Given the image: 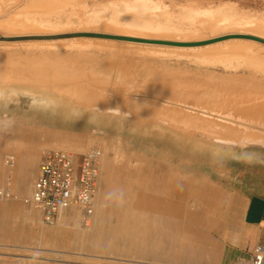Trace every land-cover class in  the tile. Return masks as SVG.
I'll list each match as a JSON object with an SVG mask.
<instances>
[{
    "label": "rangeland",
    "instance_id": "obj_1",
    "mask_svg": "<svg viewBox=\"0 0 264 264\" xmlns=\"http://www.w3.org/2000/svg\"><path fill=\"white\" fill-rule=\"evenodd\" d=\"M170 1L164 0L163 6L177 14L180 7H175V3ZM223 2L235 4L229 9L237 16L263 21V26L259 24L264 28V0H222L219 3L214 0L211 7L218 9ZM203 5L207 6L205 3ZM167 8L163 10H169ZM111 13L107 12L106 15L110 16ZM67 19L74 25L64 26L62 32L60 29L36 32L39 35L27 40L45 43L89 38L103 40L105 45L111 42H130L133 45L130 46L138 47V50L156 49L157 46L175 50L243 39L255 45L253 48L256 54L262 52L257 55H264L263 39L245 33L233 35L236 29L228 30L227 33L220 30L204 31L201 37L198 35L202 39L193 36L196 40H192L190 34L188 38V35H180L184 39L179 37L175 42L150 41L114 35L94 25L81 29L78 26L81 22L72 14L62 16V23H66ZM22 40L27 41L25 38ZM95 46L85 49L86 53L83 50L79 58L72 56V60L80 59V64L86 62L88 66L106 71L116 65L134 66L144 75L152 73L156 79L165 74L208 85L221 86L236 82L244 87H264V73L253 69L247 62L242 63L243 60H238L241 58H232L229 60L231 63L228 61L223 66L221 61L209 64L179 52H174L172 56V50L170 54L167 52L171 57L165 53V58L164 53V56L138 55L121 45H117L119 48L115 46L117 49H110L109 45L106 48L102 45L101 49ZM163 48L157 49L166 50ZM108 49L115 51L108 52ZM100 50L107 51L101 53ZM126 51L132 54L130 58ZM118 52L121 55L118 54L119 57ZM109 53L115 55L112 54L110 58ZM97 56L99 58L95 60ZM117 57L125 61L124 65L117 62ZM151 62L154 64L151 65ZM236 62H241L243 66L239 63L237 67ZM119 124L110 120L98 121L88 114L72 115L42 108L31 104L24 94L0 98V150L6 154L7 150L2 148L6 144L8 149L14 146L22 162L27 161L30 152L38 153L30 190L46 152L63 150L80 155L93 148L101 151L93 208L86 218L78 209L67 207L61 210L54 223H44L40 211L23 202L29 195H21L13 190V187L6 184L9 178L6 176L5 187L0 188L9 191L10 197L0 202V264H251L249 257L242 256L234 246L240 241L241 234L246 232L241 225L246 199L264 196V156L247 150L239 153L221 150L218 155L216 151L207 150L209 148H199V145L175 137L171 139L159 130L143 131L142 128L124 124L125 128L122 123L121 128H124L121 129ZM10 156L13 157L14 167L9 172H13L11 169L14 168V180L18 181V157L14 153ZM4 157H0L1 172ZM97 197L100 198L98 202Z\"/></svg>",
    "mask_w": 264,
    "mask_h": 264
},
{
    "label": "bare ground",
    "instance_id": "obj_2",
    "mask_svg": "<svg viewBox=\"0 0 264 264\" xmlns=\"http://www.w3.org/2000/svg\"><path fill=\"white\" fill-rule=\"evenodd\" d=\"M215 1L219 3L222 0ZM163 2L164 0H0V98H6L11 94H24L31 104L42 108L58 110L72 115L88 114L98 121L110 120L122 123L123 126L130 125L131 127L142 128V130H159L158 132L168 134L171 139L175 137L177 140L199 145V148H209L207 150L211 149L216 151L217 154L221 150H229L231 153L247 150L258 152L264 156V87H244L235 84L236 82L221 86L208 85L165 74L156 79L152 73L147 72L144 75L136 67L133 68L134 66L118 67L116 65L117 68L111 67V70L107 69L108 71H106L88 66V64H85L86 62L84 64H80L82 61L78 63L80 60L78 58L83 55L82 51L85 52V49L92 45L99 46L100 49L102 45L104 48L109 45L110 49L121 45L127 51L138 55L159 54L160 56L167 52L170 54L172 50V56L175 55L174 52H179L181 55L182 53L187 55L188 58L192 56L198 61L209 64L221 61L220 63L223 62V66L224 63H228L229 60L236 57V59L241 58L238 60H243L242 63L246 64L245 62H247L253 69L264 73V55H257L260 52L258 50L256 54L253 48L255 45L252 42L251 45L249 42H244L243 39V41L233 39L215 44L210 42L211 44L198 48L170 50L167 46L166 48L157 46V48L166 50H158L157 48L147 50L141 48L138 50V47H132L133 45L130 42H111L112 44L107 43L105 45L106 42L103 40L98 39L96 41L94 38V40L89 38L66 39L54 42L45 41V43L40 40H37L38 42L27 40L32 36L39 35L36 32L47 29H60L61 31L64 26H73L74 24L71 25L69 19L66 23H62L61 17L67 14L77 16L81 22L77 24L81 26V29L94 25L99 30L110 31L115 33L114 35L150 41L175 42L179 37L182 38L181 36L186 37L188 35V38L190 34L192 40H196L193 36L197 38L199 35L201 37V33L204 31L220 30L227 33L228 30L230 32L232 29L237 31H233V35L245 33L264 40L263 21L259 22L260 20L256 21L252 17L247 18L239 14L237 16L229 9L235 4L231 5L227 2L225 4L223 2L218 9H213L211 4L214 0H171L170 3H175V7H180L177 14H174V11H171L170 8L163 6ZM166 8L169 10H163ZM107 12L111 13L110 16L106 15ZM70 18H73V16ZM259 23H262V26ZM75 31L78 30L75 29ZM24 38L27 41H23ZM119 46L117 47L119 48ZM139 46L150 47L149 45ZM113 51L109 50L108 52ZM112 54L109 53V57ZM118 54L120 55V53H117L119 57ZM129 54L130 58L132 54ZM137 54L135 55L137 56ZM72 56L78 57V61L72 60ZM118 57L116 60L122 65L125 61L123 62L121 57ZM98 58L97 56L95 60H98ZM239 63L240 66H243L241 62ZM152 64L154 62H151ZM248 64L247 67H249ZM249 68L247 69L249 70ZM232 71L234 72L233 67ZM247 73L249 72L247 71ZM258 75L260 74L258 73ZM125 128L127 127L125 126ZM132 132H136V130ZM7 149L6 144L2 150ZM99 152L100 159V149ZM7 157L12 156L7 155L4 157V165H6L5 159ZM1 179L0 171V181ZM99 199L97 202L100 201Z\"/></svg>",
    "mask_w": 264,
    "mask_h": 264
},
{
    "label": "built area",
    "instance_id": "obj_3",
    "mask_svg": "<svg viewBox=\"0 0 264 264\" xmlns=\"http://www.w3.org/2000/svg\"><path fill=\"white\" fill-rule=\"evenodd\" d=\"M99 156L98 148L80 155L63 150L46 152L40 161L31 194L23 202L40 211L46 224L54 223L61 210L67 207L78 209L84 218L88 217L97 188ZM13 163L12 157L5 159L7 166ZM9 197V191L0 188V202ZM251 256L252 264H264L261 245L254 246Z\"/></svg>",
    "mask_w": 264,
    "mask_h": 264
},
{
    "label": "crops",
    "instance_id": "obj_4",
    "mask_svg": "<svg viewBox=\"0 0 264 264\" xmlns=\"http://www.w3.org/2000/svg\"><path fill=\"white\" fill-rule=\"evenodd\" d=\"M13 147L14 146L11 145L9 149H7L6 154L0 151V157L3 159L4 155H10L11 153L16 154L19 162L17 168V170L19 169V171H17L19 173L18 181L14 180V168L11 169L13 172H9L12 167H8L3 164L4 167L1 172V176L4 179L0 182V187H5L4 182L8 179L6 184L13 187V190H16L21 195H30L32 191L30 190L31 178H33L35 172L38 153L30 152L27 156V161L22 162L20 156L17 155V152L14 151ZM6 176H9V178L5 179ZM241 218L242 228L246 232L241 234L240 241L236 242L234 247L236 251H239V253L242 254V256H248L252 264L251 253L254 246L261 245L264 251V196H251L246 199Z\"/></svg>",
    "mask_w": 264,
    "mask_h": 264
}]
</instances>
